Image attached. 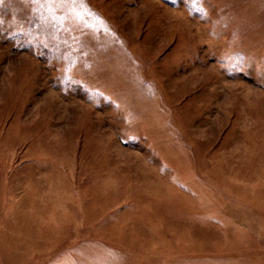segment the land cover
<instances>
[{
  "label": "rangeland",
  "instance_id": "rangeland-1",
  "mask_svg": "<svg viewBox=\"0 0 264 264\" xmlns=\"http://www.w3.org/2000/svg\"><path fill=\"white\" fill-rule=\"evenodd\" d=\"M0 264H264V0H2Z\"/></svg>",
  "mask_w": 264,
  "mask_h": 264
},
{
  "label": "snow or ice",
  "instance_id": "snow-or-ice-1",
  "mask_svg": "<svg viewBox=\"0 0 264 264\" xmlns=\"http://www.w3.org/2000/svg\"><path fill=\"white\" fill-rule=\"evenodd\" d=\"M0 2H2V0H0Z\"/></svg>",
  "mask_w": 264,
  "mask_h": 264
}]
</instances>
